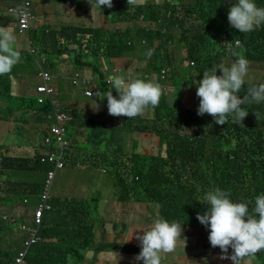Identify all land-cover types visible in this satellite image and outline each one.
Returning <instances> with one entry per match:
<instances>
[{
  "label": "trees",
  "instance_id": "trees-1",
  "mask_svg": "<svg viewBox=\"0 0 264 264\" xmlns=\"http://www.w3.org/2000/svg\"><path fill=\"white\" fill-rule=\"evenodd\" d=\"M51 1L46 0V4L43 1V5ZM59 1L63 5L70 3V0ZM113 1H122L123 3L119 5L121 8L117 9L114 5L112 8H104L103 11L106 14L103 12L102 16L118 24V27L107 30L109 26L102 22L103 28L94 30L81 25L82 28L78 31L76 28L67 26L57 34L50 32L49 26L43 30L33 29L32 39L35 41V47L38 53L46 55L49 69H53L54 63L64 56V59L69 58L67 61L72 70L92 68L99 71L106 59H121L129 46H136L141 49V61L145 60L147 63L139 71V76L134 78L151 81V77L154 76L156 83L171 84L176 87L178 71L174 65L175 61L182 63L183 51L177 49L171 53L170 47L173 46L172 35L181 31L180 44L183 48H187L189 60L196 63L199 75L198 83L193 89H188L191 90L190 92H186L192 103L189 111H183V105L179 103L181 97L185 99L182 89H187L182 83L179 95H176L177 103H169L167 90L162 88L163 94L159 105L155 109L149 107L142 115L131 119L124 116L106 118L104 114H100L97 119L86 117L85 120H81L76 116L75 111H71V114L75 122L86 131L88 144L92 141L101 142L106 135L104 131H115L117 128L121 132L120 137L134 133L146 134L152 138L155 136L158 142L164 140L168 146L178 140L175 149L169 152V161H163L158 155L135 152L124 162L127 173L125 178L118 172V163L106 160L105 165L115 171L117 198H120L118 190L120 189L123 199L133 204L157 205L160 218L169 223L181 224L183 236H191L196 231L202 232L203 252L196 255L198 260L201 256H211L204 251L209 248H213L215 253L223 254L218 246H210L208 238L210 226L201 224L197 214L204 215L208 211L207 203L202 201V197L208 191L215 189L226 191L230 193L229 198L233 202L247 203L249 211L254 206L255 197L264 194V103L243 104L241 107L248 111V115L239 125L233 124L231 119L228 123L219 125L215 123L214 117L208 114L203 116L197 114L199 101L195 102V92L205 70L218 65L219 61L224 65L228 63L225 66H230L237 58L226 50L228 45L225 43H231L234 50L242 53L249 62L248 73L244 78L245 85L237 95L243 98L248 87L264 84V25H261L260 29L253 32L249 38L236 35L228 21L229 9L236 0H161V2L158 0V4L154 0H146V4L139 7H130L127 0ZM253 2L258 7L264 6V0H253ZM88 4L86 0H79L78 12ZM9 9L7 1L0 0V27H8L12 30V25L17 21L16 17L9 14ZM141 16L148 19L149 26H155L150 29V32L144 27ZM161 19V25H158ZM192 19L198 25L188 26ZM201 32L202 35H199ZM17 33H14L16 37L19 36ZM57 36H60L63 41H59ZM49 38L53 41V47L58 45L54 52ZM236 41L241 43V47H235ZM72 45L78 50H70L69 47ZM217 45H222L221 53L214 50ZM83 47L88 49L86 54L82 50ZM149 50H153L151 57L147 55ZM19 52L20 60L12 71L0 76V100L4 98V104L0 107V131L3 122L11 119L18 122L17 109L12 110L9 106L12 100L17 99L11 96V78H17L21 73L26 76L36 74L34 57L29 52ZM166 70L167 76L161 80L162 72ZM216 74L222 75V71L217 69ZM187 85L190 84L187 83ZM98 86L97 93L106 96L109 91H112L113 96L119 98V94L107 87L106 83L99 82ZM97 99L104 103L106 97L103 100L99 97ZM28 104L29 111L26 114L28 120L34 117V110L39 113L50 112L49 105L39 107L35 99L30 100ZM28 127L29 124H25V127L19 129L20 134L27 137ZM77 135L78 133L73 136ZM31 146L37 153L38 149H42L36 143ZM4 148L5 145L0 147V205L10 198L21 201L27 199L28 206L33 212L44 194V182L39 179L40 172L46 173L49 166L43 165L40 160L41 155L36 156L35 159L5 157L1 154ZM159 148L161 151L160 142ZM95 158L98 161L99 158L94 151H88L87 158L85 152L83 154L85 162L87 159L90 163ZM2 176H6L8 181H2ZM18 176L21 180L17 179ZM53 203L51 201L49 205ZM80 207L87 208L83 205ZM55 209L63 213L64 220L68 222H64V226L58 228L42 225L40 235L43 242L33 246L29 251L26 258L28 264H65V260H62L65 256L62 244L71 242L70 233L73 231L82 236L86 244L89 241L94 224L87 221L80 222L76 202L74 205H64L63 208ZM50 212L44 213L43 222H47ZM87 212L88 210L86 214ZM1 213L0 210V215ZM17 221L23 222V219L19 218ZM3 222L0 216L1 242L6 233L13 238L15 234L11 225L18 223L12 221L11 225L6 226ZM32 222L34 223L35 219ZM107 237L108 235L101 237L100 247L93 250L94 256L104 252L109 254L107 258H110V255L115 257L120 253L123 255L127 253L130 244L109 242ZM26 238L27 235L21 237V240ZM47 240L60 243V248L58 253L56 250L48 252L49 259L46 261L42 249L48 245ZM23 249L22 241L19 244L0 245V264H10ZM55 253L58 255L55 256ZM116 260H120V264L124 262L121 258ZM256 260L254 263L264 264V251L256 254Z\"/></svg>",
  "mask_w": 264,
  "mask_h": 264
},
{
  "label": "rangeland",
  "instance_id": "rangeland-1",
  "mask_svg": "<svg viewBox=\"0 0 264 264\" xmlns=\"http://www.w3.org/2000/svg\"><path fill=\"white\" fill-rule=\"evenodd\" d=\"M5 1H7L9 8L14 9V12H9V14H16L13 16L16 17L17 22L12 25V30L14 33H19V36L16 37L17 44H15V48H19L20 51L26 53L28 52L29 45L31 46V42L33 40L32 29L37 22V18L41 23H38L36 28L43 30L46 29V26H49V31L54 34L60 33L59 31L63 27L67 26L76 28L78 31H80V28H82L81 25L84 27L88 26L95 30L103 28V25L101 24L102 22L109 26L107 30L112 27H118V24H114L110 19L102 16L104 12L103 9L107 8V6H101V9H99L92 8L91 4H88V6H83L82 10L78 12L77 3L79 0H70V3L67 2V5L61 4L59 0H52L47 5H43V1L46 4V0H28L30 3V17L28 19L27 27L22 28V25H24L26 20L23 14L24 12H27V0ZM159 1L161 2V0ZM159 1L154 0V2L157 4ZM86 2H88V0H86ZM122 3V1L115 2L112 0V4L116 6L117 9L121 8L119 5ZM104 14H106V12H104ZM191 25H198V23L192 19L188 26ZM199 35H202V32ZM180 37L181 31H179L176 35H172L173 46L170 47L171 53H174L177 49L183 51V57L181 58L183 60L182 63L179 64L175 61L174 65L178 71V77L175 81L176 87L173 89L172 87L174 86L171 84L160 85L161 88L167 89L168 101L171 104L177 103L176 95H179L181 84L184 83L187 89H193L198 83L197 79L199 76L196 63L189 60L190 58L187 53V48H183L180 44ZM57 38H59V41H63L60 36H57ZM49 42L52 46L53 41L51 38H49ZM57 47L58 45L55 47L52 46V51L54 52ZM69 49L78 50V48L73 45L70 46ZM82 50L85 54L88 52V49H85V47H83ZM140 50L141 49L136 46H129L120 60H114V69L117 70L114 75H125L126 78L138 77L139 71H141L147 63L145 60L141 61L140 56H142V54L140 55ZM214 50L221 53L222 45L215 46ZM68 59H64V56H62L56 61V63H54L55 65L52 67L53 69H49L48 66L46 67V70H49L51 73H53L56 78L53 82L54 92L56 95L54 97L55 102L63 111H75L76 116L81 120H85L86 117L97 119L100 114H104L106 118H111L112 116L108 114L107 99L104 103L97 101L94 96V90L96 89L94 85H92L90 89L92 98L88 99L85 97L84 90L81 87H74L71 84L70 77L75 71L79 69L77 68L70 72L72 69L69 66V61H67ZM217 64L219 65L223 63L219 61ZM225 65H228V63ZM129 72L131 73L130 77ZM166 76L167 74L165 77ZM11 81V96L12 98L15 97L17 99L12 100V103H10L9 106L12 110L17 109L16 118L18 119V122L16 123L13 119H11L10 121L3 122L1 124L2 130L0 131V147L5 145V148L2 150L1 154H4L5 157L31 158L32 152L35 150V148H33L31 145L34 143L39 144L42 140L45 130V123H42L35 118L28 120L26 119V114L29 111L28 102L38 97L36 90L41 81L37 75L34 77H28L22 73L19 74L17 78L12 77ZM151 81L155 82L154 76L151 77ZM108 83L109 87L111 88L112 86L109 80ZM187 83L190 85L188 86ZM187 89H184L185 99L181 97L179 100V103L183 105V111H189L192 108L190 97L186 94V92H190L191 90ZM198 101L199 97L198 99H195V102ZM2 104H4V98L0 100V107H2ZM70 115L74 118L71 112ZM25 124H29V127L26 130L28 132V136L30 137H25L20 134L19 129L25 127ZM74 131H78L77 140L79 143H87V133L84 128L76 125ZM72 132L73 127L70 125L68 127L70 140L73 138ZM105 132V136L108 138V140L104 141L105 144L100 149L102 151H109L110 153L113 152L114 142L118 140L121 132L118 130V128L115 129V131L106 130L103 133ZM182 134H185L184 130L182 131ZM157 140L158 138L155 136L152 138L150 135L146 134L142 135L139 133H134L124 135L122 136L121 145L122 155H119V159L122 162H126L132 157L134 152H139L141 154L147 153L150 155H158V157L162 158L163 161H169V152L175 149L178 140H176L174 144L170 146H168L164 140L159 141L162 147L161 151L159 148V142ZM97 144L98 143L95 141H92L88 144V146H85V148L89 149V151L96 150L98 148ZM83 147L84 146L82 145H77V148ZM84 152L87 158L88 152L86 150L80 151V156L73 154V152L69 155L65 170L58 171L56 173L51 189V196L58 199L64 198L66 196H72L76 199L84 198L86 204L85 202H82L83 206H93L95 209H98L99 213L103 212V214L101 217L95 211H90V216L93 217L90 220L93 221L94 226L92 232L89 235V241H87V244L86 241L84 242L82 236L75 234L77 232L73 231L70 233L71 242L66 243V245L62 244V246H64L63 254H65L62 260H65V264H120V260H116V258H121L124 261L121 264H143L142 261L135 260V257L141 251V243L138 239H136V236L143 235V232L152 226L153 221L157 217L160 218L158 206H142L135 203L133 204L128 200H124L120 189H118L120 192V198H117L115 190V172L110 167L104 165L100 159L96 161V158L91 160L90 165L88 166V163L83 159ZM107 155L108 154H106V156ZM34 157L35 156H33V158ZM82 159L83 167L80 166ZM50 163H52V158L50 159ZM1 179L2 181H8L6 176H2ZM17 179L21 180V177L18 176ZM39 179L41 182H44L45 173L43 171L40 172ZM68 200L70 201V199ZM86 207L89 209L88 206ZM0 210L2 212L0 215L1 217L4 215L7 216L2 218V220H4L3 224L6 226L10 224V218L13 216V210H15V213L18 214L17 217H23L25 223L29 224V227H31L32 211L31 207L28 206V203L26 204L24 201L19 199L10 198L0 205ZM47 217H49L47 221H53V219L56 217V214L50 213ZM16 225L17 224L13 226L11 225L13 233L15 234L13 238L12 235L6 233L5 238L2 239V242L0 241V245L21 243L23 240H21V237L25 236L26 234L20 231ZM104 233L111 235L109 242L114 241L120 244L128 243L134 246L129 247L127 254L124 255L120 253L115 257L110 255L111 257L107 258L109 254L101 252L94 256L93 250L96 247H100L101 237ZM202 242V232L196 231L191 236H183L182 234V237L177 241V247L175 251L172 253L162 254V264H232V261L229 259H220L221 255L223 254L215 253L213 248L204 250L211 256H201L198 260L196 255L203 252ZM47 244L48 245L42 249L43 253H48L53 250H56V253H58L60 243L47 242ZM137 247H139L138 254ZM11 250L13 251V248H11ZM56 253L55 256L58 255H56ZM231 254L232 249L229 248L227 255L230 256ZM194 258H196V260H194ZM254 260H256V256L252 259L251 264H256L254 263Z\"/></svg>",
  "mask_w": 264,
  "mask_h": 264
},
{
  "label": "clouds",
  "instance_id": "clouds-1",
  "mask_svg": "<svg viewBox=\"0 0 264 264\" xmlns=\"http://www.w3.org/2000/svg\"><path fill=\"white\" fill-rule=\"evenodd\" d=\"M127 2L130 7H139L143 6L146 3V0H127ZM88 3L91 4L92 8L101 9V6H107L108 8L113 7L112 0H88ZM141 21L149 32L150 29L155 27L154 25L149 26V23L147 22L148 19L145 17L141 16ZM228 21L230 26L235 30L236 35L249 38L253 32L260 29L261 25H264V7H258L253 0H236V3L229 9ZM161 22L162 19L158 21V25H161ZM38 23L41 22L37 18V22L33 26V29H38L36 28ZM15 43L16 36L14 32L8 27H0V76L9 74L12 71V68L20 60V49L16 50ZM225 44L228 45L226 50L232 56L237 58L230 66H225L224 64L213 65L211 68L203 72V78L199 81L197 91L195 92V99H198L199 97L197 114L201 116L208 114L214 117L215 123L219 125L228 123L229 119H231L233 124L239 125L243 123L244 118L248 115V111L241 107L243 104L264 103V84L248 87L243 98L237 95L245 85L244 78L248 73L249 62L242 53L234 50L231 43ZM35 46V41L32 40L31 46L29 45L28 50L30 55L35 59L36 74L34 76L37 75L41 81L36 90L38 97L35 98V101H37L39 107L49 105L50 112L39 113L34 110L35 114L33 118L41 119L43 121L42 123H45V130L43 138L39 143V148L42 149H38V153L33 150L31 159H35L36 156L41 155L42 157L40 160L43 165L49 166V170L45 173V184L50 173L54 174L55 179L58 171L65 170L70 153L73 152L80 156V151L86 150L88 152L89 149L85 148V146H88L87 143L81 144L78 142L77 136H73L70 140L68 127L71 125L74 131L75 126L78 124L70 115V110L63 111L55 102L54 97L56 95L53 82L56 78L53 73L46 70V67H49L46 55L38 53ZM235 47H241V43L236 41ZM152 51L153 50L148 51V57H151ZM43 60H45L44 64ZM114 60L120 59H106L99 71H95L92 68H79V70L75 71L70 77V81L77 74L83 79L90 80L91 82L88 87H81L84 90L85 97L88 99L92 98V95L89 97L86 93L88 91L90 93V89L92 85H94L96 87V91L94 90L95 98L97 99V97H99L100 100H103L106 97L108 114L114 117L124 116L131 119L138 115H142L149 107L155 109L159 105L160 98L163 94V90L160 86L161 84L154 81H145L140 78H126L125 75H114L117 71L114 69ZM217 69L222 71V75L216 74ZM72 71L73 70H70V72ZM42 72L53 77L52 81L47 83V86L53 89V95L51 98L43 100V103H39V99L42 98V95L38 93V89L45 86V83L40 76ZM166 74L167 73H165V75ZM130 75L131 73L129 72V77ZM165 75L161 76V80L166 78ZM108 80L112 86L111 88L109 87ZM99 82L106 83L107 87L115 90L119 94V98L117 99L114 97L112 91H109L106 96L97 93ZM172 88L174 89L175 86ZM182 91L185 94L184 89H182ZM56 113L63 114L68 118L70 117L71 120L67 119L58 122ZM77 133L78 131H74L73 135ZM59 139H61L62 142L67 143V146L63 148L52 147V145H56V143L59 142ZM105 140L107 141L108 138L104 135L102 141L97 144L98 148L92 151L96 153L97 157L104 165L106 160L111 163H118V172L120 176L125 178L127 173L125 172L124 162L119 159V155H122V137H119L118 140L114 142V150L110 153L109 151H102L100 149L104 146ZM46 141L51 143L49 147L46 145ZM77 145H82L84 147L77 148ZM60 151H63L64 154V167L61 170H56L55 165L49 162V158L52 153L59 154ZM106 154L108 155L106 156ZM33 156L35 157L33 158ZM86 162L89 166L90 163L87 160ZM82 163L83 159L80 166H82ZM229 196L230 193L220 189L208 191L202 197V201L208 205V211L204 215L197 214V219L201 224L210 226V235L208 238L212 247L218 246L221 249L223 255H221L220 259H230L232 264H251V261L255 258L256 254L264 251V194L255 197L254 206L251 211H249L247 203L233 202ZM51 197L50 191V200ZM24 201H27V199ZM51 210L52 205L49 211ZM94 211L96 212V210ZM31 218L33 221V212ZM43 219L44 217L42 218L40 229L42 225L43 227L45 225V227L51 226L53 228H58L55 221H47L45 223V221L43 222ZM19 224H24L29 227V224H26L24 219L23 222L17 223L16 226L18 229ZM32 227H35V222L31 223V228ZM19 230L27 235V238L22 240L24 244L29 238L28 232L21 229ZM182 231V226L178 222L169 223L167 220L157 217L153 221L152 226L143 232V235L136 236V239L141 243V251L139 253V247H137V254H139L135 257V260L142 261L143 264H162V254L175 251L177 241L182 237ZM41 242H43L42 237L41 240L33 246ZM46 242H48V240ZM132 246L134 245L130 244L129 247ZM229 248L232 249V254L230 256L227 255ZM15 258L16 256L10 264L13 263ZM25 264H28L27 260Z\"/></svg>",
  "mask_w": 264,
  "mask_h": 264
},
{
  "label": "built area",
  "instance_id": "built-area-1",
  "mask_svg": "<svg viewBox=\"0 0 264 264\" xmlns=\"http://www.w3.org/2000/svg\"><path fill=\"white\" fill-rule=\"evenodd\" d=\"M26 11L24 12L23 16H25L26 20L24 25H22V28H26L28 24V19L30 17L29 15V10H30V3L28 0L26 1ZM10 13L14 12L13 8L9 9ZM13 15H16L15 13ZM19 17V16H18ZM22 18V17H21ZM22 20V19H21ZM45 63V60H43V64ZM166 71H163L162 74L165 75ZM43 82L45 83L44 87H40L38 89V93L42 95V98L39 99V103H43V100H46L47 98H51L53 95V89L47 86V83L51 82L53 77L47 73L42 72L40 74ZM164 78V77H163ZM72 85L73 86H79V87H88L90 84V80L88 79H83L80 75H75L71 79ZM87 96H91L89 91L86 93ZM56 118L58 122H62L64 120H71V118L66 117L63 114L56 113ZM59 134V131H58ZM46 145L49 147L51 145L50 142L46 141ZM67 146V143L62 142L61 139H59V142L56 143V145H52V147H57V148H63ZM52 158V164L55 165L56 170H61L64 167V154L63 151H60L59 154L52 153L50 159ZM45 162V161H43ZM53 181H54V174L50 173L48 176L47 182L44 184V194L43 196L39 199L38 205L36 206V209L33 211V216L35 219V227H27L24 224H19L18 227L21 230H25L29 234V238L25 241L24 249L16 256L12 264H25L26 263V257L28 254V251L32 248L34 244H36L38 241L41 240L40 237V225L42 223V218L44 217V213L46 211H49L51 209V205H49L50 202V191L53 186ZM26 204L28 201H24Z\"/></svg>",
  "mask_w": 264,
  "mask_h": 264
},
{
  "label": "crops",
  "instance_id": "crops-1",
  "mask_svg": "<svg viewBox=\"0 0 264 264\" xmlns=\"http://www.w3.org/2000/svg\"><path fill=\"white\" fill-rule=\"evenodd\" d=\"M264 7V6H263ZM71 154V153H70ZM74 154V153H73ZM18 158V157H16ZM27 158V157H26ZM70 199V201L68 200ZM51 201H53V210L50 212V213H55L56 214V217L54 218V221L55 223L57 224L58 227L60 226H64V222L67 223L68 221L64 220V217H63V213H60L58 210H56L55 208H63L64 205H74V202H76L77 206H78V211H77V215L78 217L80 218V222L81 221H87L88 223H92L93 224V221H91L90 219H92L93 217L90 216V211H94L96 210V213L102 217V213H99L97 209H95L93 206H89V205H85V206H88L89 209L87 208H81L80 206L82 205V202H85V199L84 198H74L72 196H66L64 198H61V199H58V198H54L53 196L51 197ZM86 204V202H85ZM88 210L87 214H86V211ZM18 214L15 213V210H13V216L10 218V221H14V222H18L17 221V218H22L24 219L23 217H17ZM3 217H7L6 215H4ZM2 217V218H3ZM9 218V217H8ZM7 220V219H5ZM10 222V223H11ZM104 235H107V233H104ZM111 237V235H108L107 239L109 240V238ZM66 245V244H64ZM44 256V260H48L49 258L47 257V253H43ZM65 255V254H64Z\"/></svg>",
  "mask_w": 264,
  "mask_h": 264
}]
</instances>
